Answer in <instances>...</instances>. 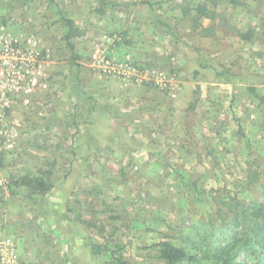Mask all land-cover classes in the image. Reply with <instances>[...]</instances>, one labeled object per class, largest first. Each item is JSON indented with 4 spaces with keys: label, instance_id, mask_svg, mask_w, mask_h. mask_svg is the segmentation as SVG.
<instances>
[{
    "label": "rangeland",
    "instance_id": "obj_1",
    "mask_svg": "<svg viewBox=\"0 0 264 264\" xmlns=\"http://www.w3.org/2000/svg\"><path fill=\"white\" fill-rule=\"evenodd\" d=\"M239 1L0 0V35L46 55L47 89L15 96L0 131V242L18 264H163L157 245L215 198L263 191L264 0Z\"/></svg>",
    "mask_w": 264,
    "mask_h": 264
},
{
    "label": "trees",
    "instance_id": "obj_2",
    "mask_svg": "<svg viewBox=\"0 0 264 264\" xmlns=\"http://www.w3.org/2000/svg\"><path fill=\"white\" fill-rule=\"evenodd\" d=\"M227 1L234 6L242 5L239 0ZM140 4L150 7L156 5L147 1ZM137 5L138 3L132 2L129 6ZM108 6L116 10L115 6L118 5L109 3ZM195 10L202 17L210 16V10L205 4H198ZM210 17L214 18L212 15ZM65 23L68 27L65 40L73 58H78L72 40L82 36L83 31L71 19H66ZM253 33V29H250L241 35L249 39ZM256 174L255 172L250 174L249 186L257 182ZM262 188L263 191H248L247 198L238 195L233 198L223 196L215 198V208L208 221L204 223L195 221L187 226L189 232L186 234L184 231L186 236L183 235L179 245L173 242L159 243L158 258L163 264H264V185ZM108 247L104 244H94L93 254L99 256L109 251ZM117 262L129 264L123 259H117Z\"/></svg>",
    "mask_w": 264,
    "mask_h": 264
},
{
    "label": "built area",
    "instance_id": "obj_3",
    "mask_svg": "<svg viewBox=\"0 0 264 264\" xmlns=\"http://www.w3.org/2000/svg\"><path fill=\"white\" fill-rule=\"evenodd\" d=\"M45 57L41 48L0 35V131L5 129L4 122L11 114L15 96L27 100L47 89L43 73ZM100 64L105 73H114L122 78L131 72L135 78L142 76L141 70L129 62L118 64L106 59ZM164 86H167L166 83ZM12 244L11 240L0 242V264H18L16 249Z\"/></svg>",
    "mask_w": 264,
    "mask_h": 264
},
{
    "label": "crops",
    "instance_id": "obj_4",
    "mask_svg": "<svg viewBox=\"0 0 264 264\" xmlns=\"http://www.w3.org/2000/svg\"><path fill=\"white\" fill-rule=\"evenodd\" d=\"M81 130H82L81 132H83V134H84V133H87V131H88V129H81ZM79 142H80V141H79ZM83 143H84V141L78 143L76 146H77V147H80V146L82 147V146H83ZM80 149H81V148H80ZM79 151H80V150L76 151L77 154H78ZM81 153H82V152H81ZM78 155H79V156H78ZM78 155H77V158L80 159V155H81V154H78ZM88 158H89V156H88ZM84 161H85V160H84Z\"/></svg>",
    "mask_w": 264,
    "mask_h": 264
}]
</instances>
